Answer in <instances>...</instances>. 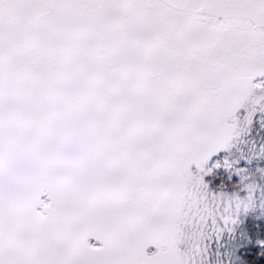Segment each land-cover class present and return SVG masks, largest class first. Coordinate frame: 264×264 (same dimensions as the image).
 I'll return each instance as SVG.
<instances>
[{
  "label": "snow or ice",
  "instance_id": "6c2138e0",
  "mask_svg": "<svg viewBox=\"0 0 264 264\" xmlns=\"http://www.w3.org/2000/svg\"><path fill=\"white\" fill-rule=\"evenodd\" d=\"M257 90L264 0H0V264L264 256V168L213 162Z\"/></svg>",
  "mask_w": 264,
  "mask_h": 264
},
{
  "label": "trees",
  "instance_id": "16d2710c",
  "mask_svg": "<svg viewBox=\"0 0 264 264\" xmlns=\"http://www.w3.org/2000/svg\"><path fill=\"white\" fill-rule=\"evenodd\" d=\"M255 82H259V79ZM261 96H264V91L257 90L253 99ZM249 106L257 109L253 116L252 124L250 126L244 125L245 131L242 133L240 141L236 146L230 152H221L218 156L213 157V162L220 161L222 163L225 157L231 161L238 160L239 163L234 165L233 172L235 168L247 167L249 173L254 174L258 168H264V159L253 160L251 164H246L244 158L251 157L254 152L258 151L261 145H264V112L259 111L260 107L264 106V99H260L259 103L255 105L250 104ZM238 115L242 119L246 115V112L241 110ZM205 179L211 190L215 192L223 190L224 192L232 193L236 191L235 186L239 183V177L225 170L223 166ZM244 227L254 233H264V220L249 217L245 221ZM90 242L95 243L94 241ZM244 254L250 264H264V256L259 254L258 249H248Z\"/></svg>",
  "mask_w": 264,
  "mask_h": 264
}]
</instances>
